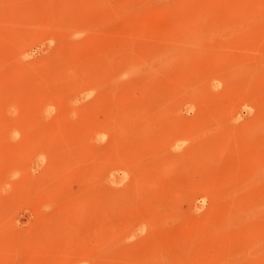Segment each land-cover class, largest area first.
<instances>
[{"label":"rangeland","instance_id":"374dc122","mask_svg":"<svg viewBox=\"0 0 264 264\" xmlns=\"http://www.w3.org/2000/svg\"><path fill=\"white\" fill-rule=\"evenodd\" d=\"M0 264H264V0H0Z\"/></svg>","mask_w":264,"mask_h":264},{"label":"bare ground","instance_id":"6f19581e","mask_svg":"<svg viewBox=\"0 0 264 264\" xmlns=\"http://www.w3.org/2000/svg\"><path fill=\"white\" fill-rule=\"evenodd\" d=\"M179 144H180V142H179Z\"/></svg>","mask_w":264,"mask_h":264}]
</instances>
